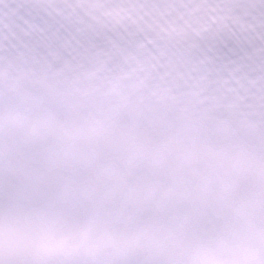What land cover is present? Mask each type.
<instances>
[{"label":"snow or ice","instance_id":"obj_1","mask_svg":"<svg viewBox=\"0 0 264 264\" xmlns=\"http://www.w3.org/2000/svg\"><path fill=\"white\" fill-rule=\"evenodd\" d=\"M0 264H264V0H0Z\"/></svg>","mask_w":264,"mask_h":264}]
</instances>
